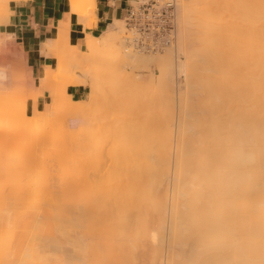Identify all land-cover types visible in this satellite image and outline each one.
Returning a JSON list of instances; mask_svg holds the SVG:
<instances>
[{"label":"bare ground","instance_id":"bare-ground-1","mask_svg":"<svg viewBox=\"0 0 264 264\" xmlns=\"http://www.w3.org/2000/svg\"><path fill=\"white\" fill-rule=\"evenodd\" d=\"M0 1L5 2L3 6L7 10V3L10 0ZM12 1L16 2L19 0ZM67 6L70 14L75 15L79 23L84 26H91L90 21L94 19L92 16V11L95 7L94 0H68ZM81 6H84V9L81 8ZM225 12L235 13L236 16H238L240 12H243L248 17L247 21H244V24L240 23L234 25L236 28L234 27V31H232L233 35L230 34L233 39V42H230V44H235L236 47L238 46L240 49L243 48L244 51L242 49V52H245L244 54L242 53L243 59L240 60L242 54L240 55V52L237 53L238 49H236V47L232 48L229 44L231 50L234 49V52L237 53L236 55H240L239 58L238 56H234L232 51L231 53L233 55L228 53L237 59V62L234 59L231 65H229V67L232 66V68L235 69L232 70L231 67L230 69L228 68L230 73L231 71H237V75L236 73L234 74L235 77H233V74L231 75L232 77L230 76L234 78L232 84L235 82L237 84L235 83V85L233 84L234 86H229L232 80L231 78H227L230 80L228 85L230 90L228 87H225L227 86L226 80L222 79L225 73L222 62L226 59L223 56H228L227 52H225L224 55L222 53L223 51L221 52V50H225L222 49L223 45L221 46V44H223L222 39L225 38L226 31L227 33L229 31L225 26L226 23L224 21L222 22L225 18ZM85 15L92 16V18L90 17L91 19L89 18L90 21L88 24L85 21L86 19L83 18ZM225 15L228 16V14ZM176 19V44L158 54L141 53L128 45L122 36H119V33H123L121 32L123 27L121 28L118 23L119 20H114L109 24L106 31L99 37L87 36L88 41L86 42V49L84 51H79L69 42L67 23L61 22L60 26L55 29L56 32H58L55 38L53 39V37H50V40L46 44L48 49L45 52V56L52 57L54 63L57 62V57L60 61L66 62L67 69L64 71L58 70L56 74L65 73L66 77L69 79L66 83L67 85H65L62 90L56 91V93L52 91V81L57 77L50 73V70L53 68L52 66L39 70L38 79L43 83L42 85L37 84L30 87L31 84H29L28 88V85H25L26 81L23 70L20 69V67L22 68L20 64L23 61L20 62L17 59L18 61L16 62L17 64L20 63L19 65H16L14 61L12 62V66L11 63L9 65L7 64L8 66L5 65V67L8 68L10 66L12 69L9 68V70L11 69L10 72L5 68L0 70V91L3 92H0V118L2 119L0 121H2V128H5L3 121L6 124L7 118L18 121L17 119L19 117L17 114L19 113L21 115L22 113L23 115V109L21 107L17 108L14 106L18 111L12 107L15 110L13 111L17 113L12 115L11 112H8V106L10 102L12 103L14 100L18 101V99H21L20 96L25 92V88L28 94H24L33 101H35L36 94L37 97L45 92L51 94L49 107L52 108L54 104L55 106L53 107L55 110L52 112L50 111L51 114L49 115L55 119L57 118L56 120L59 118L57 112L59 109H57L56 104L62 99H64V101L66 100L64 104L67 103L69 106L64 107V111H61L62 113L64 112L63 115L60 114L61 116L66 115L67 120H70H68L65 125L67 123L68 125L70 123L72 124V121L77 122V120L81 123L82 121L84 122V120L86 122V119L94 118L98 111H100L99 113L106 112L109 105L114 111H123L122 115L124 114L125 118L122 116L120 120L123 119V121L113 122L112 133H102L103 136H108L107 142L110 143L106 153L107 159L110 160L112 165L110 174L117 178L118 173L121 171L120 173L124 175V186L126 185V191L124 190L123 192L122 189V195L124 194L123 198L126 201L130 198L129 201H127L129 204L134 203L132 206H127L128 209L126 206L124 208L130 212L131 210H135L138 213L134 215L138 216L140 213L139 211H141L139 207L144 206V201L145 205L150 206L151 203L148 201L152 200L155 206L153 207L157 210L156 212H158L159 228L162 231V233L159 234L162 235V238H156L159 239V243L156 245L157 248L156 251L154 250L155 253H153V256H150L152 259L149 263L264 264V0H176ZM0 20V24L2 22L5 24L8 23L7 16H0ZM229 23L230 22H228V24ZM235 45H233V47ZM53 50L56 51L57 57L52 56ZM179 55H181L182 59H178ZM155 58L159 61L157 73L142 76L132 72V70L135 69H140V71L142 69L147 70V68L154 63ZM228 58L229 57H227V59ZM238 59L243 61V69L245 71L241 70L242 64L241 66H237L238 68L235 67L236 63L240 65ZM228 61L230 62L229 59ZM227 65L228 64H226V66ZM223 66L226 67L224 62ZM239 67H241V69H239ZM238 70H241V72ZM217 74L218 84L211 80L212 83H214L212 84L207 77L211 78L212 75ZM180 75L185 77L184 85H180L176 81V77ZM236 76L240 77V80L237 79ZM235 79L237 80L235 81ZM238 81L241 82L242 87L239 89L244 88V94L236 88L240 84V82L238 84ZM242 82L245 84V86L243 85L244 87L242 86ZM78 86H87L89 89L88 95L84 100L73 101L67 97L66 88ZM235 90H237V93H240L239 95H245L244 97L242 96L243 100L235 95ZM9 91L11 92L9 93ZM204 92L209 93L206 97V103L204 102V107L200 110L206 118L202 128L204 135L203 141L201 142L205 150H202L197 158L195 156L197 153L193 147V137L195 134L197 135L196 131L198 126L195 123L197 121V118L195 119V113H199L200 111H193L192 97L198 94L202 95ZM228 95L235 97H233V101L235 102L231 101L233 105L238 104L234 105L236 107L229 102ZM72 102L79 104V106H75L74 104V106H70ZM157 102L161 105L158 107L159 110H163L162 112L160 111L161 113L159 110L157 112L158 108L156 106L159 105ZM17 103L18 105L23 104ZM174 104L177 106V116L175 119L173 115ZM101 109L105 111H101ZM240 111L243 112L241 113L242 118L235 114ZM37 113L39 114L38 103L36 102L32 107L31 114L36 115ZM216 113H218L217 117ZM33 115L31 117L32 120ZM100 115L101 114H99V116ZM8 119L7 121H9ZM21 120L25 121V119ZM27 120H30V118ZM63 120L64 119H62V121ZM94 121L96 120L94 119ZM11 122L12 124L14 123V121ZM55 122H53V125H55ZM28 123H30V121H28ZM8 124L10 123L8 122ZM8 124H6V128ZM90 124L88 126H90ZM11 125H8V129H13L9 127ZM75 125V123H73L72 126L70 125V129ZM82 125L84 124L82 123ZM93 126L92 124V127ZM25 127L29 129V125H25ZM42 128L43 130L45 129L44 127ZM85 129L86 128H82L80 130L85 132ZM87 129L89 135H87L86 132L85 134L88 138L90 136L92 137L90 141L93 142L94 151L98 138L101 135L98 134L97 131L91 130L89 127H87ZM8 131H6V133H8ZM48 131L49 130H47L46 133L44 131L43 141L45 142V146H48V144H50L49 147L54 145L52 148L54 147L55 149V145L57 146V144H55L57 143V137L60 135L56 132L57 128L56 131L52 128L51 131H55V134L58 136L51 132L54 136L50 133L51 137H48L51 139L52 143H50V140L46 138V135L50 132ZM70 131L75 133L74 131L76 130L74 128L73 131ZM82 131L81 133H83ZM9 133L12 135L11 132ZM64 133L67 134L66 132ZM31 136H33L31 137L32 139H35L33 133ZM228 136L234 137V142L236 141L235 144L232 142L233 146H231L229 158L226 160L229 165L228 169L225 174L217 173L213 176L207 170L209 167V152L212 153V156L215 155L213 160L217 161L218 165L220 163L224 164L223 159L218 155V143L224 138L227 139ZM10 137L12 138V136ZM53 137H56L55 143ZM46 139L49 143H46ZM3 141L5 143H3ZM12 141L10 142L11 144ZM31 141L33 142L35 140ZM237 141H240L242 146L238 145ZM0 143L6 144V139L0 138ZM42 145L44 146V144ZM18 148H20V146ZM52 148L51 150L47 148V154H51V152L48 153V151H53ZM88 150V155H84L83 157L79 155L75 160V162L77 161V163H75L77 167L82 170L92 165L94 159L97 161L95 151L93 153V151L90 152V149ZM0 153H2V147ZM47 154L45 153V149H43L42 159L37 160H35L36 157L33 153L29 154L27 158L31 163L19 165L22 170H19V167L14 170L10 167L12 169H10L11 171L18 169L19 171L17 170L16 172L22 171V174L24 172V166L28 186L26 187L25 183L23 185H25L26 188L23 186L22 189L20 186L21 184L18 185L21 188L15 187V189L19 188L17 191L22 190V196L19 194V191H15L17 192L15 193L13 190L14 194H19V196L17 195L19 199L14 195L16 200L13 199L14 196H11L16 202L8 199L11 197L6 198L7 195L0 191L2 193H0V230H4L8 233L9 230L7 231L6 229L9 227H12V229L9 228L11 231L16 227H20V229L22 227V235H19L21 231L18 228L16 230L17 232L20 231L19 234L16 233L15 230H13V233L15 235L17 234L16 236L18 239L19 236L23 237L19 239L21 241H18L17 237V240L14 239L15 235L11 233V231H9V234H13L14 236L7 234L5 238L4 235L6 232L4 231V233L2 232L3 234L1 233L3 237L0 234V244L3 243V246L7 241L6 246H4L10 247V249H6L3 246L4 249L0 245V248L3 249H0L1 254L9 252L6 255H0V264H99V254L95 235L98 232V224L100 222L98 218L100 216L97 217V213L100 211L97 210L104 207L103 203L106 196H104L103 200V195L101 196L100 192L104 190L97 186L99 184L98 181L93 179L95 178V173L91 179L98 184L94 181L92 183L91 181L93 184H91V186L89 185V180L85 179L84 183L82 178H79H86V175L77 176L78 179H74L76 181L73 183V190L75 189L79 192L86 187L85 193L87 195L83 192V197L81 194L82 190L80 194L75 191L74 194H78L75 195L77 197L74 198L73 201L70 198L72 203L68 202L73 205L72 207L68 204L72 208H69L71 211L59 210L60 208H57V202L58 200L61 201L59 199L61 198L60 193H62L61 191L67 186L64 188L65 185L61 183L63 187L60 185V188L58 185L60 191V193L58 191L59 196L57 194V187L54 188L53 186L55 185L51 186L48 184L54 183L48 182L46 179L51 177V179L54 180L57 162H54V164L51 163L49 159L51 157L49 155L48 158L46 156ZM20 155L18 157H20ZM33 156L35 158H32ZM195 158H197V162L194 161L193 163V160H196ZM54 159L55 158H51L53 161ZM19 161L22 163L23 159L19 158ZM8 163L9 162H7V164ZM193 165H196V169L194 168L196 172L191 175L190 167L193 168ZM3 166H5V164ZM1 168H4V171ZM1 168L3 175L2 172H0V179L4 178L7 172V167L1 166ZM10 170L8 168V171ZM49 170L51 173H48ZM91 171L92 169H89L87 173L90 174ZM112 171H114V173ZM40 174H43L44 178L47 176V178L44 179ZM10 175H8L10 178L18 176L16 174L13 176V172ZM185 176H190V180L186 181ZM28 177L31 178L29 179ZM10 178L9 181L12 180ZM32 178L36 181L32 182ZM79 179H81L83 183ZM1 180L3 185V179ZM164 185L165 189L164 187L162 189L165 192L161 194L160 190ZM89 188H95V191L96 189L101 191L93 192ZM70 189H72V187H70ZM26 195H30L31 198H27L28 196ZM64 195H66V193ZM98 195L101 196V199H98ZM162 195L163 197L165 195V198H163ZM23 197H26V199ZM162 198L163 200L168 199V201L164 200L163 203ZM136 200L140 201L141 206ZM8 201L11 203H8ZM13 203L16 204H14V207H16V210L14 209L15 211H17L19 207L21 208H19L20 210L17 211V213L12 212ZM126 204L128 205V203ZM61 205L65 207V205H67V199L64 200ZM98 206L101 208L97 209ZM131 207H133V209L130 210ZM21 210L24 212L21 213ZM102 210L104 211V209ZM110 214L115 216L120 214L116 217V223H111V229H109L108 232L112 237H117V239L114 240H116L115 250L118 255L114 264H124L120 260L122 257L119 256V253L123 252L122 249L126 250L127 248L120 249L119 247L120 242L123 241L121 243L122 245L125 241L121 236H123L127 226H124V220L121 218L122 212H119L117 215L114 212ZM164 214L167 215V220ZM16 217H19V220ZM14 224H16V226ZM136 226L137 228L139 227L138 224H136ZM159 228H154L155 230L151 229L153 238L157 235L159 236V234H157L160 232ZM133 229L136 231L134 225ZM123 230L124 232L121 233ZM147 232L148 230L146 233ZM164 235H166L167 238L168 249L163 255ZM140 236H142L141 233ZM8 237H14L13 241L15 244L17 241L20 243L17 242L19 245L14 244L17 246L16 249L13 244L11 245L9 243V239L11 238ZM59 237L69 239L71 248L73 249V253L68 260L56 259L52 254L45 251L44 245H42L44 241L54 242L60 239ZM152 237L150 235V238ZM128 241L129 240L126 242ZM8 243L11 246H8ZM172 245H177L180 248L179 255L174 254ZM8 249H13V251H9ZM119 250L121 251L119 252ZM129 257L131 258L132 256H127V259ZM125 264H127V261Z\"/></svg>","mask_w":264,"mask_h":264},{"label":"rangeland","instance_id":"rangeland-1","mask_svg":"<svg viewBox=\"0 0 264 264\" xmlns=\"http://www.w3.org/2000/svg\"><path fill=\"white\" fill-rule=\"evenodd\" d=\"M13 1L12 0H10V1H8V3H7V10L4 8V3L5 2H3V1H0V16H7L8 17V7H9V4L10 3H12ZM81 8H83L84 9V6H81ZM219 10V9H218ZM80 11V10H79ZM221 11V10H220ZM219 11V12H220ZM215 12V11H214ZM218 12V13H219ZM216 13H217V11H216ZM222 13V12H221ZM225 14H228V16H226ZM222 16H223V14H222ZM92 18V16L90 15H85V16H83V18H85L86 20L85 21H90L89 20V18ZM225 17V18H224ZM224 19L222 20V22L224 21L225 23H226V28H228L227 30H229L228 31V33H227V31H226V36H225V38L224 39H222V41H223V44H221V46L223 45V47H222V49H225V50H221V52L223 53V55L225 54V52H227V54L228 53H230V54H232V53H234V56H240L243 52H242V49L243 48H241L240 49V47H236V45L235 44H230V42H233V39L231 38L232 36L231 35H233V32L232 31H234V27L236 28V26H234V25H237V24H240V23H245L244 21H247V19H248V17H247V15L246 14H244L243 12L241 13L240 12V14H238V16H236L235 15V13H231V12H225L224 13ZM90 18V19H91ZM234 18H236V19H234ZM119 20V25L121 26V28L123 29L121 32H123V33H119V36H122V38H124V35H125V31H124V26H123V21H122V18H120V19H118ZM227 22H226V21ZM231 20V21H230ZM235 22H237V23H235ZM1 21V20H0ZM233 21V22H232ZM90 22H92V20L90 21ZM228 22H230L229 24H228ZM232 22V23H231ZM228 26V27H227ZM231 26V27H230ZM5 28H6V24L5 23H1L0 24V70L1 69H7V71L9 70V68H11L10 66L7 68V67H5V65L6 66H8L10 63H11V66H12V62L14 61V62H16V61H23V62H21V64H20V66H22V68L20 67V69L21 70H23V74L25 75V81H26V83H25V85L27 84L28 86V88H29V84H31L30 85V87L31 86H35V85H37V84H39V85H42L43 83L42 82H40V80L38 79V74H39V71H38V73H37V75H31V73L30 72H28V70L26 69V66H25V62H24V59L22 58V57H19L17 54H16V50H15V48H14V45L12 44V42L10 41V36H8L7 34H5ZM231 28V29H230ZM232 32V33H231ZM231 34V35H230ZM230 36V37H229ZM99 37V36H98ZM226 39V40H225ZM228 39V40H227ZM232 40V41H230V40ZM87 41H88V39H87ZM86 41V42H87ZM224 41H226V42H224ZM229 42V43H228ZM222 43V42H221ZM119 44H120V41H119ZM229 44L232 46V48H235L236 47V49H238V51H237V53L238 52H240L239 54L240 55H236L237 53L236 52H234V49L233 50H231V47H229ZM121 45V44H120ZM233 45H235L234 47H233ZM227 46V47H226ZM47 49H48V47H46ZM240 50V51H239ZM231 51H232V53H231ZM243 51H244V49H243ZM245 53V52H244ZM243 53V54H244ZM230 54H228V56L227 55H224L223 57H225L226 59H225V61L223 60V62H224V65L226 66V64H228L226 67H224L223 66V62H222V67H223V69H224V75H223V77H222V79H224V80H226V83H227V86H225L226 88L228 87V89L230 90V88H229V86H234L235 85V83H233L232 84V82H234V78H231L232 76V74H233V77H235L234 76V74L237 72L236 70H235V72L233 71H231V73H230V67L232 68V66H230L229 67V65H231V62H232V60H236V62H237V59L235 58V57H233V56H231ZM243 54H242V56H240L241 57V59L240 60H242L243 58ZM233 55V54H232ZM52 56L53 57H57L56 56V51L55 50H53V52H52ZM227 57H229L228 59L230 60V62L228 61V59H227ZM230 57H232V58H230ZM239 57V58H240ZM18 59V60H17ZM178 59H182L181 58V55H179L178 56ZM239 60V59H238ZM239 60V61H240ZM57 62H55L54 63V66H53V68L50 70L51 72V74L52 75H55V76H57V77H55V79L52 81V91L54 92V93H56V91H60V90H62L64 87H65V85H67L66 83L68 82V78L66 77V75H65V73L64 74H56V71H58V70H65V69H67V64H66V62L65 61H60L59 60V58L57 57V60H56ZM234 62V61H233ZM236 62H234V63H236ZM158 63H159V61H158V59L157 58H155L154 59V63L153 64H151L148 68H147V70L146 69H142L141 71H140V69H135V70H132V72L133 73H135V74H137V75H144V76H147V75H151V74H155V73H157V67H158ZM8 64V65H7ZM15 64V63H14ZM19 64H17V62H16V65H19ZM241 64H242V66H241ZM235 65V64H234ZM234 65H233V67H234ZM14 66V65H13ZM237 66H241L242 67V69H241V67H239V69H241V70H244L243 68H244V65H243V61H240V65H237V63H236V66L235 67H237ZM229 68V69H228ZM238 68V67H237ZM12 69V68H11ZM10 69V70H11ZM227 69V70H226ZM235 69V68H234ZM233 68H232V70H234ZM10 70H9V72H10ZM128 70H130V69H128ZM226 70V71H225ZM229 70V71H228ZM241 70H238V71H240L241 72ZM228 71V72H227ZM245 71V70H244ZM243 71V72H244ZM227 72V73H226ZM242 72V73H243ZM228 73H229V76H228ZM244 73H246V72H244ZM20 74V73H19ZM236 75H237V73H236ZM243 75V74H242ZM211 76V75H210ZM212 76H214V77H212ZM211 76V78L209 79L208 77H207V79L212 83V81L211 80H213L214 81V83H216V84H218V74L217 75H212ZM231 76V77H230ZM243 76H245V75H243ZM57 78V79H56ZM66 78V79H65ZM227 78H231V85H229V79H227ZM236 78L237 79H239L240 77H237L236 76ZM243 78V77H242ZM241 78V79H242ZM237 79H235V81L237 80ZM240 80V79H239ZM176 81H177V83H179L180 85H184V83H185V77L183 76V75H180L179 77H176ZM179 81V82H178ZM228 81V82H227ZM242 81V80H241ZM243 81L245 82V80H244V78H243ZM33 82V83H32ZM239 82L240 81H238V84H239ZM214 83H212V84H214ZM243 83V82H242ZM215 84V85H216ZM237 84V83H236ZM229 85V86H228ZM245 86V84L243 83L242 84V86ZM243 86V87H244ZM84 88H85V93L83 94V96L80 98V99H82V100H84V99H86L87 98V95H88V87L87 86H84ZM234 89H238V90H240V92H243V94L245 93V91H244V88L243 89H239V88H242L241 87V82H240V84H239V86H237L236 88L235 87H233ZM246 88V87H245ZM69 87L68 88H66V95H67V97H69ZM233 90V89H232ZM243 90V91H242ZM237 90H235V92H236ZM1 93H3L2 91H0ZM11 91H9V93H10ZM239 92V91H238ZM0 93V94H1ZM26 95L28 94L27 93V90H26V88H25V92H24ZM23 93V95H19V94H17V95H19L20 96V98L21 99H18V101H16V100H14V102H10L9 103V106H8V108L10 109H8V112H11L12 113V115H15V113L16 112H14L15 110L14 109H16L15 107H17V108H19V107H21L22 109H23V115H22V113H21V115H22V117H21V115L18 113H16L17 115H18V121H16V120H12L10 117V119H8L9 121H7V119H6V124H8V122L10 123V124H8V125H11L12 124V122L11 121H14V123H15V125H14V123L11 125V126H9V127H11V128H13V129H8V125H7V128H6V124H5V122L3 121V125H5V128H6V130L4 131V129L5 128H2V121H0V125H1V127H0V138H2V139H6V144H1L0 143V149H1V147H2V153H0V168H1V166L2 167H7V169H6V175L4 176V178H1V179H3V185H2V180L0 179V191L1 192H3V194H5V195H7L6 196V198H8V197H11V196H16V198H18V196H19V194H21V196H22V190L21 191H19V194H14V192L15 191H17V189H19V188H21L22 187V189H23V186L25 187V185H26V187L28 186V181L26 180L27 179V176H25V169H24V166H23V175L21 174V172L22 171H20V172H16L17 170H15V171H11L12 169L10 168V167H12L13 168V170L14 169H16L17 167H19V165H27V164H29V163H31V161L30 160H28V156H29V154H31V153H33L34 154V156L36 157V159L35 160H37V159H42V151H43V149H45V153L47 154V152H46V150H47V148H49V150H51V148H52V146H54V145H52L51 147H49L50 146V144H48V146H45V142L43 141L44 140V138H43V134H44V131H45V133H46V131L47 130H49L48 132V135H46L47 137L46 138H48V137H51V132H53V131H51V129L53 128V130L55 129V131H56V128H57V133L60 135V136H58V135H56L55 134V131L53 132L56 136H58L57 138V143H55V138L56 137H53L54 139H53V141H54V143L55 144H57V146L55 145V149H54V147L52 148V150L54 151V150H56V151H48V153L49 152H51V154L49 153V154H47L46 156L49 158V155H50V157L53 159V158H55L54 159V161L53 160H51V158H49L50 159V162L51 163H53L54 164V162L56 163L57 162V168H55L56 170H55V177H54V180L53 179H51V177H48L47 178V176L44 178L43 177V174L41 175L44 179H46L48 182H54V183H48L47 181H45V182H47L48 184H50L51 186H53V185H55V186H53L54 188L55 187H57V194H58V191H59V189H58V185H59V187H60V185H61V183H63L65 186H64V190L63 191H61L62 193H60V191H59V193L61 194V198H59L61 201H59L58 199V202H57V208H60L59 210H61V211H64V210H67L68 212H70L71 211V206L73 207V205H71V203H72V201H73V199L74 198H76L77 196H75V195H78V194H74L75 193V189L73 190V188H74V184L73 183H75L74 181H76V180H74V179H78V177L79 176H85L86 175V178L84 177H79V178H82V180H83V182H84V180L86 179V180H89L90 181V183H89V185L91 186V184L93 183V181L96 179L97 181H98V183H96L95 181V183L96 184H98L97 186H99V187H101V189L102 190H104V191H102V192H100L101 194V196L103 197V200H104V196H105V201H104V207H102V209H104V211L102 210V209H99V208H101L100 206H98V208L97 209H99V210H97V211H100L99 213H97V217L98 216H100V217H98L99 218V224H98V232L96 233V235H95V241H96V245H97V247H98V254H99V256H98V263L99 264H114L115 263V260H116V257H117V255H118V253H116V250H115V248H116V240H114V239H117V237H112L110 234H109V232H108V230L109 229H111V223H113V224H115L116 223V217L117 216H119L120 214H118L119 212H122L123 214H121V218H123V222L125 223L124 224V226H127V229H126V231L124 232V230L121 232V233H123L124 232V234H123V236H121L122 237V239L123 240H125L124 241V243L121 245V243L123 242H120V249H122V248H127L126 250H123L122 249V251L125 253H123V252H120L121 250H119V252L120 253H122V254H120L119 253V256L120 257H122V259H123V261H122V259H120L121 260V262L122 263H126V261H127V264H150L149 263V261L152 259L150 256H153V253H155V251H156V245H158V240L160 239V238H162L161 236V234H159V233H162V231H161V229L159 228V216H158V212H156L157 210L154 208L155 206H154V204L152 203V200H150V201H148L149 203H151V205L150 206H148V205H145V201H144V206H142V207H139V208H141V211H139L140 213H139V215L138 216H135L138 212H136L135 210H131V209H133V207H131L130 208V210H131V212L128 210H126V208L128 209V207L129 206H132L133 204L132 203H130L129 204V202H127V201H129V199L126 201L124 198H123V195H122V189H123V192H124V190H125V188H126V185L124 186V178H123V174H121L120 172L118 173V175H117V178L119 179V181H118V179L116 178V176L115 177H113V176H111V174H110V172H111V167H112V165H111V162H110V160H108L107 159V155H106V153H107V150H108V148H109V144L110 143H108L107 141H108V136H103V133H112V128H113V122H115V121H123V119H121L120 120V118L123 116V118H125L124 117V114L122 115V112L123 111H117L116 109V111H114L112 108H111V106L109 105L108 106V109H107V111L106 112H101V113H99L100 111H98V113H96V117L94 116V118H88V120L86 119V122H85V120H84V122L82 121V123L84 124V125H82V123L80 122V121H78L77 120V122L75 121V122H73L72 121V124L73 123H75L76 125V127L74 126V127H72V129H70L71 128V126H72V124L70 123L69 125H68V123L65 125V123L66 122H68V120H67V117H66V115L65 116H61V115H63V113L61 112V111H64L63 109H64V107H67V106H69V104H67V103H65L64 104V102L66 101H64V99H62V100H60L59 102H57L58 104H56L57 105V109H59V110H57V112H58V114H59V118H58V120H56L54 117H52V116H50L49 114H51L50 113V111L52 112L53 110H55V108L53 107V106H55L54 104H53V106H52V108L51 107H49L50 106V102H51V94L49 93V92H45L44 94H42V95H39L38 97H37V94H36V97H35V101H33L30 97H27L25 94ZM205 94V95H204ZM208 92H204L202 95H200V94H198L197 96H195V97H192V99H193V101H192V108L194 109L193 111L195 112V111H197V112H199L201 109H202V107H204V102L206 103V97L208 96ZM240 93H235V95H237L238 97H240V99L242 98V96L241 95H239ZM26 97H25V96ZM204 95V96H203ZM19 96H18V98H19ZM24 96V97H23ZM245 96V95H244ZM243 96V97H244ZM228 97H229V102L230 103H232V105H233V102H235V101H233V97L231 96V95H228ZM26 98V99H25ZM70 98V97H69ZM195 98V99H194ZM235 98V97H234ZM237 98V97H236ZM25 99V100H24ZM238 99V98H237ZM21 100V101H20ZM233 102H232V101ZM236 100V99H235ZM241 100H243V98L241 99ZM240 100V101H241ZM24 101V102H23ZM73 101H75V100H73ZM80 101V100H79ZM17 102H19V103H23L22 105H18V103ZM32 102H33V105H35V103L37 102L38 103V111H39V114L37 113L36 115H33V114H31V110H32V107H33V105H32ZM238 102V101H237ZM239 103V102H238ZM243 103V102H242ZM242 103H241V106H242ZM10 104H12V105H10ZM47 104V105H46ZM79 106V104H76V103H74V102H72V104H70V106L72 105V106ZM157 104H159V102H157ZM163 104V103H162ZM245 104V103H244ZM243 104V105H244ZM175 105V107L173 108L174 110V119L176 118V116H177V106H176V104H174ZM173 105V106H174ZM234 105H238V104H234ZM233 105V106H234ZM15 106V107H14ZM61 106V107H60ZM159 106H161L160 104L159 105H157L156 107L158 108ZM245 106V105H244ZM14 109H13V108ZM63 107V108H62ZM234 107H236V106H234ZM240 107V106H239ZM161 109H162V107H161ZM176 109V110H175ZM13 112H12V111ZM17 110V109H16ZM20 110V109H19ZM158 110H159V108L157 109V112H158ZM238 110V109H237ZM18 111V110H17ZM36 111H37V109H36ZM101 111H105L104 109H101ZM162 112L163 110H159V112ZM239 111V110H238ZM243 111H244V109H243ZM160 112V113H161ZM164 113V112H163ZM240 113V114H239ZM239 113H235L236 115H238V117H241L242 118V114L241 113H243L242 111H240ZM46 114V115H45ZM61 114V115H60ZM99 114H101L100 116H99ZM196 114V116H195V119L197 120L195 123L198 125L197 126V131H196V133H197V135L195 134L194 135V137H193V141H194V149H195V151H196V153H197V155H195L197 158L199 157V154H201V151L202 150H205V148L201 145V142L203 141V135H204V133H203V125H204V122H205V120H206V118H205V115L200 111L199 113H195ZM194 114V115H195ZM32 115H33V120H32ZM50 116V117H49ZM103 116V117H102ZM218 116V113H216V117ZM16 117V116H15ZM35 117V118H34ZM58 117V116H57ZM98 117V118H97ZM14 118V117H13ZM30 118V120H27V119H29ZM41 118V119H40ZM65 118H66V121H65ZM103 118V119H102ZM118 118H119V120H118ZM240 118V119H241ZM15 119V118H14ZM20 119V120H19ZM21 119H25V121H26V123H25V121L24 120H21ZM52 120V122H51V120ZM62 119H64L63 121H62ZM85 119V118H84ZM91 121H90V120ZM94 119L96 120V121H94ZM116 119V120H115ZM0 120H2L1 118H0ZM42 120H43V122H42ZM54 120V121H53ZM55 120H56V122H55ZM242 120V119H241ZM28 121H30V123H28ZM70 121V120H69ZM88 121H89V123H88ZM18 122V123H17ZM21 122H22V124H21ZM37 124H36V123ZM53 122H55V125H53L54 123ZM64 122V123H63ZM80 122V123H79ZM28 123V124H27ZM91 123V124H90ZM122 123V122H121ZM58 124V125H57ZM59 124H60V126H59ZM63 124V125H62ZM81 124V125H80ZM90 124V126H88ZM92 124L94 125L93 127H92ZM25 125L26 126H28L29 125V129H28V127L26 128L25 127ZM33 125V126H32ZM65 125V126H64ZM71 125V126H70ZM86 125V126H85ZM14 126V127H13ZM52 126V127H51ZM59 126V127H58ZM78 126V127H77ZM4 127V126H3ZM19 127V128H18ZM22 127V128H21ZM42 127H44L45 129L43 130V128ZM50 129H49V128ZM64 127V128H63ZM87 127H89V128H91V130H95V131H97L98 132V134H100L101 136H99V138H98V141H97V144H96V149L94 150L95 151V153H96V155H97V161H96V159H94L93 160V166L92 165H89V166H87L85 169H80V168H78L77 167V165L75 164V163H77V161L75 162V160L77 159V156L79 157V155H82V157L84 156V155H88L89 153V150L88 149H90L91 151L90 152H92L93 151V142L92 141H90V140H92V137L90 136L89 138H88V136L87 135H89L88 134V132H87ZM16 128V129H15ZM36 128V129H35ZM67 128V129H66ZM75 128V130L76 131H74L75 133H73V132H71L70 130H72L73 131V129ZM77 128V129H76ZM82 128H86L84 131L86 132V134H85V132H83L82 130H80V129H82ZM93 128V129H92ZM2 129V130H1ZM9 131H8V130ZM26 129H27V131H26ZM47 129V130H46ZM65 129V130H64ZM31 130H32V132H31ZM6 131H8V133H6ZM13 131V132H12ZM25 131V132H24ZM29 131V132H28ZM43 132V133H41V132ZM66 132L69 136H71V137H69L67 134H65L64 132ZM78 131V132H77ZM80 131V132H79ZM81 131L84 133H81ZM5 132V133H4ZM9 132H11L12 133V135H10V133ZM101 132V133H100ZM103 132V133H102ZM3 133H4V135H3ZM33 133V135H35V139H32L31 137H33V136H31V134ZM51 133V134H50ZM25 134V135H24ZM54 134H52L53 136H54ZM14 135V136H13ZM82 135V136H81ZM10 136H12V138L10 137ZM29 136V137H28ZM233 136V135H232ZM232 136L230 137V136H228V138L227 139H223L222 141H220L219 143H218V145H219V153H218V155L223 159V161H224V164H219L218 165V163H217V161H214L213 160V158H215V155L214 156H212V153L211 152H209V154H210V157H208V164H209V167L207 168V170L209 171V173L210 174H212L213 176H214V174H217V173H220V174H225L226 173V171H227V169H228V162H226V160L229 158V152H230V150H231V146H233V144H232V142L235 144L236 143V141L234 142V137L232 138ZM26 137H28V138H26ZM69 138V139H68ZM8 139H10V140H8ZM12 139H13V141H12ZM49 140H50V143H52L51 142V139L50 138H48ZM31 140H35V141H33L34 142V144H33V142L31 141ZM47 140V139H46ZM45 140V141H46ZM12 141V144L10 143ZM70 141V142H69ZM44 142V143H43ZM69 142V143H68ZM3 143H5L4 141H3ZM32 143V144H31ZM46 143H49L48 142V140L46 141ZM53 143V144H54ZM66 143V144H65ZM237 143H238V145H240V146H242V143L240 142V141H237ZM36 144V145H35ZM42 144H44V146L42 145ZM3 145H6V146H3ZM64 145V146H63ZM66 145V146H65ZM20 146V148H18ZM59 146V147H58ZM3 147H4V149H3ZM6 147V148H5ZM63 147V148H62ZM212 149V148H211ZM211 149H210V151H211ZM4 150V151H3ZM97 150V151H96ZM213 150H214V147H213ZM94 151H93V153H94ZM57 152V153H56ZM215 152V151H214ZM56 153V154H55ZM92 153V154H93ZM21 154V155H20ZM43 154H44V152H43ZM20 155V157H18ZM95 155V156H96ZM32 157V158H35V157ZM55 156V157H54ZM45 157V156H44ZM19 158L20 159H23V162L21 163L20 161H19ZM47 158V159H48ZM197 158H195L196 160H193V163H194V161H196L197 162ZM83 159V158H82ZM9 160V161H8ZM9 162L8 164H11V165H8L7 164V162ZM19 161V162H18ZM4 162V163H3ZM95 162V163H94ZM19 163H21V164H19ZM5 164V166H3ZM76 165V166H75ZM95 165V166H94ZM8 168H9V170L11 171H8ZM20 168V167H19ZM26 168V167H25ZM50 168V167H49ZM196 169V165H193V168H191L190 167V172H191V175L192 174H194L196 171H195V169ZM2 169V168H1ZM1 169H0V172H2L1 171ZM4 169V168H3ZM2 169V170H3ZM51 169V168H50ZM79 169V170H78ZM89 169H92V171H91V173L90 174H88L89 173V171H88V173H87V170H89ZM19 170H22L21 168L19 169ZM18 170V171H19ZM48 170V169H47ZM46 170V171H47ZM4 171V170H3ZM52 171V170H51ZM13 172V176H15L14 174H16V175H18L17 177H13V178H10V174ZM42 172H43V170H42ZM86 172V173H85ZM113 173H114V171H112ZM9 173V174H8ZM48 173H51L50 172V170H49V172ZM48 173H46L47 175H50V174H48ZM94 173H95V178H93V176H94ZM115 173H116V171H115ZM21 174V175H20ZM52 174H53V171H52ZM97 174V175H96ZM2 175H3V172H2ZM8 175H10V176H8ZM20 175V176H19ZM76 175V176H75ZM119 175H120V177H119ZM170 175V174H169ZM50 176H52V175H50ZM78 176V177H77ZM87 177H88V179H87ZM9 178L10 179H12L11 181H9ZM20 178V179H19ZM29 178V177H28ZM31 178V177H30ZM29 178V179H30ZM91 178H93L94 180L92 181V179ZM16 179V180H15ZM21 180H23V181H21ZM81 182H82V180L81 179H79ZM126 180V179H125ZM185 180L186 181H188V180H190V176H185ZM21 181V182H20ZM24 181H26V182H24ZM36 180L34 179V178H32V182H35ZM44 181V180H43ZM91 181H92V183H91ZM7 182V183H6ZM23 182V183H22ZM30 182V181H29ZM57 182V183H56ZM69 182V183H68ZM82 182V183H83ZM26 183V184H25ZM85 183V182H84ZM87 183V182H86ZM94 183V184H95ZM120 183V184H119ZM164 183V182H163ZM167 183V182H166ZM21 184V185H20ZM23 184H25V185H23ZM30 184V183H29ZM95 184V185H96ZM165 184V183H164ZM18 185H20V186H18ZM93 185V184H92ZM166 185V184H165ZM165 185L164 186H162L161 187V194L163 193V192H165V191H163V187H164V189H165ZM62 187H63V185H61ZM15 187H19V188H17V189H15ZM25 187V188H26ZM69 187V188H68ZM70 187H72V189H70ZM94 187V186H93ZM98 187V188H99ZM61 188V187H60ZM82 188V187H81ZM96 188V187H95ZM95 188H89L90 190H92L93 192L95 191L94 189ZM100 189V188H99ZM13 190H14V192H13ZM60 190H62V189H60ZM70 190V191H69ZM82 190V193L80 192ZM79 192L78 191H76V192H78L79 194L81 193L82 194V196L84 197V195H83V192H84V194H86L85 193V191H86V187H85V189H81ZM17 191V192H18ZM65 191V192H64ZM99 191H101V190H97L96 189V191L95 192H99ZM126 191V190H125ZM0 192V193H1ZM17 192H15V193H17ZM21 192V193H20ZM104 192H106V193H104ZM66 193V195H64ZM73 193V194H72ZM103 193V194H102ZM2 194V193H1ZM63 194V195H62ZM69 194V195H68ZM99 194V193H98ZM164 194V193H163ZM166 194V193H165ZM87 195V194H86ZM100 195H98V199H101L100 197ZM15 196L13 197V199H15ZM26 196H28V195H26ZM33 196H36V195H33ZM30 197V195L27 197V198H29ZM62 197H65L66 199H67V205H65V207L63 206V205H61V204H63V201L64 200H66L65 198H62ZM162 197H163V195H162ZM23 198H25L26 199V197H23ZM31 198V197H30ZM33 198H36V197H33ZM32 198V199H33ZM72 199V201H71V199ZM82 198V197H81ZM125 198H126V193H125ZM163 198H165V195H164V197ZM163 198H162V202L164 203V200H163ZM243 198H244V196H243ZM9 200H12L13 202H16V201H14L13 199H12V197L11 198H8ZM19 199V198H18ZM85 199V198H84ZM16 200V199H15ZM56 200V201H57ZM102 201V200H101ZM125 201V202H124ZM131 202H134L133 200H130ZM137 201V200H136ZM160 201H161V198H160ZM159 201V202H160ZM165 201H168V199L167 200H165ZM68 202H71V203H68ZM103 202V201H102ZM123 202H124V205H123ZM137 202H139L138 204L140 205V201H137ZM147 202V201H146ZM147 202V203H148ZM8 203H11L10 201H8ZM101 203V202H100ZM99 203V204H100ZM126 203H128V205L126 204ZM146 203V204H147ZM14 204L15 203H13V205H12V207H13V211L12 212H16L17 213V211H19L20 209L18 208V210L17 211H15L16 210V207H14ZM71 205V206H69V205ZM102 204V203H101ZM100 204V205H101ZM153 204V205H152ZM10 205V204H9ZM16 205V204H15ZM18 206H19V203H18ZM126 206V208H124ZM128 206V207H127ZM135 206V205H134ZM141 206V205H140ZM154 206V207H153ZM47 207V206H46ZM136 207H137V205H136ZM69 208H71V209H69ZM15 209V210H14ZM137 209H138V207H137ZM155 211H154V210ZM103 213H102V212ZM117 211H118V213H117ZM124 211V212H123ZM125 211H127V212H125ZM21 213H23L24 211H20ZM115 213L117 216H115V215H111L110 213ZM133 212H136V213H133ZM13 213V214H14ZM19 213V212H18ZM126 213V214H125ZM12 214V213H11ZM102 214V215H101ZM135 214V215H134ZM14 215H16V214H14ZM13 215V216H14ZM19 215V214H18ZM22 215V214H21ZM20 215V216H21ZM166 217V220H167V215L166 214H164ZM17 216V215H16ZM22 216H24V215H22ZM22 216H21V218H22ZM112 216V217H111ZM113 217H114V219H113ZM12 218V217H11ZM16 218H18V220H19V217H16ZM111 218V219H110ZM13 219H15V218H13ZM25 219V218H24ZM122 220V219H121ZM13 221V220H12ZM117 223H118V221H117ZM132 223H136V224H138L139 225V227L137 228V226H136V224H132ZM12 224H13V222H12ZM11 224V225H12ZM15 226H16V224H14ZM132 225V226H131ZM133 225L135 226V229H136V231L133 229ZM18 226V225H17ZM20 226V225H19ZM129 226H131V227H129ZM129 227V228H128ZM9 228H11L12 229V227H9ZM9 228H5L7 231L9 230V231H11ZM18 227H16L15 229H13V230H15V232L16 233H18L19 234V232L21 231V233L19 234V235H22V227H21V229H20V227L18 228V229H20V231L19 232H17V229ZM123 228H125V227H123ZM139 228H140V231H139ZM156 229V228H159V230H160V232H158L157 234H159V236L157 235L155 238H153L152 237V232H151V229ZM129 229V230H128ZM154 229V230H155ZM11 231V233H13L14 231ZM148 230V232L146 233V231ZM4 231V230H3ZM2 230H0V234L3 232ZM9 231H8V233L6 232V231H4V232H6V234L4 235V237L7 235V234H9ZM135 231V232H134ZM153 231V230H152ZM3 232V233H4ZM24 232V231H23ZM141 233V235L142 236H140V233ZM2 233V234H3ZM165 233H166V229H165ZM1 234V236L3 237V235ZM14 234V233H13ZM13 234H9V235H13ZM8 235V236H9ZM15 235V234H14ZM13 235V236H14ZM17 235V234H16ZM15 235V238L14 239H16V236ZM18 235V236H19ZM150 235H151V237L152 238H150ZM0 236V237H1ZM23 237V236H22ZM22 237L21 236H19V239H22ZM145 237V238H144ZM159 238V239H156V238ZM6 238V237H5ZM8 238H11V237H8ZM7 238V239H8ZM13 238H11V239H9V243L12 245L13 244V246H15V245H19L20 243L18 242V241H21V240H19L18 239V237H17V239H18V243L16 242V244L14 243V241H13ZM60 239H58L57 241H54V242H49V241H44L43 242V244L42 245H44V250L45 251H47L48 253H50V254H52L53 255V257H56V259H59V260H68L70 257H71V255H72V253H73V249L71 248V244H70V242H69V239H63V238H61V237H59ZM4 239V238H3ZM6 239V240H7ZM16 239V240H17ZM121 239V238H120ZM5 240V241H6ZM11 240V241H10ZM127 240H129L128 242H126ZM3 241V240H2ZM4 241V242H5ZM121 241V240H120ZM0 242H1V238H0ZM7 242V241H6ZM5 242V246H6V243ZM13 242V243H12ZM8 243V246L10 245ZM3 244V243H2ZM2 244H0L1 246H2ZM15 244V245H14ZM3 245V246H4ZM10 245V246H11ZM2 246V248H4ZM123 246V247H122ZM16 247L17 246H15L14 248L16 249ZM2 248H0V249H2ZM6 249L7 248H9L10 249V247H5ZM4 248V249H5ZM11 248H13V247H11ZM13 248V249H14ZM8 249V250H9ZM13 249H11V250H9V251H13ZM167 249H168V247H167V238H166V235H164V243H163V248H162V254L164 255L165 253H166V251H167ZM3 250V249H2ZM155 250V251H154ZM1 251V250H0ZM6 251V250H5ZM129 252V253H127V252ZM172 251L174 252V254L175 255H179V253H180V248L177 246V245H172ZM6 254H8L9 252H5ZM2 254H4V253H2ZM1 253H0V255H2ZM6 254H4V255H6ZM128 254V255H127ZM125 256V257H124ZM127 256H132L131 258L129 257L128 259H127ZM133 256H134V258H133ZM124 257V258H123ZM125 259H127V260H125ZM136 261H135V260ZM135 261V262H134ZM152 262V261H151Z\"/></svg>","mask_w":264,"mask_h":264},{"label":"crops","instance_id":"crops-1","mask_svg":"<svg viewBox=\"0 0 264 264\" xmlns=\"http://www.w3.org/2000/svg\"><path fill=\"white\" fill-rule=\"evenodd\" d=\"M131 1L94 0V19L89 27L79 23L78 18L70 14L68 0H19L9 4L8 23L4 31L11 37L16 54L24 59L28 72L37 75L42 68L54 66L52 57L45 56L46 44L50 37L55 38L58 33L55 29L61 22L67 23L70 44L84 51L87 36L98 37L103 34L109 24L123 17ZM84 93V86L69 89L71 100H82L80 98Z\"/></svg>","mask_w":264,"mask_h":264},{"label":"built area","instance_id":"built-area-1","mask_svg":"<svg viewBox=\"0 0 264 264\" xmlns=\"http://www.w3.org/2000/svg\"><path fill=\"white\" fill-rule=\"evenodd\" d=\"M124 40L145 54H158L176 44V0H132L123 17Z\"/></svg>","mask_w":264,"mask_h":264}]
</instances>
